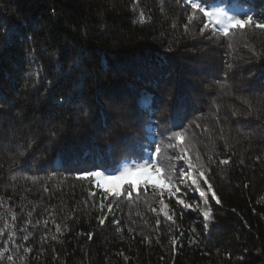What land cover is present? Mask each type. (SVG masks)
<instances>
[{
  "label": "trees",
  "instance_id": "16d2710c",
  "mask_svg": "<svg viewBox=\"0 0 264 264\" xmlns=\"http://www.w3.org/2000/svg\"><path fill=\"white\" fill-rule=\"evenodd\" d=\"M197 2L264 17V0ZM191 14L187 0H0V264H264V30L205 40ZM148 142L166 174L189 153L221 204L189 177L193 207L165 194L163 211L152 188L103 200L77 179Z\"/></svg>",
  "mask_w": 264,
  "mask_h": 264
},
{
  "label": "snow or ice",
  "instance_id": "6c2138e0",
  "mask_svg": "<svg viewBox=\"0 0 264 264\" xmlns=\"http://www.w3.org/2000/svg\"><path fill=\"white\" fill-rule=\"evenodd\" d=\"M190 3L192 14L188 16V22L191 23L195 17L196 13H202L204 17L208 19V22L203 23V27L201 31L209 30V24L213 25L211 32L213 35L219 33V35L223 37H229L231 32L233 31H244L249 27L254 26L256 29L264 30V17L261 18V22H257L253 15L246 14L244 18L236 15H229L223 9H216L213 12H209L206 10L201 3H198L197 0H187ZM141 20L143 23V12H141ZM185 29L187 30V25H185ZM211 38V37H210ZM231 47V45H229ZM170 50V49H169ZM175 138L177 143H183L186 139L185 133L183 130L175 131L171 134L169 139ZM170 147L172 145H169ZM161 153V148L159 145L155 147L154 153H151L145 158L143 154L138 155L135 160L142 162H133L131 164L123 165L122 169L116 172H110V170L105 167L102 169H87L82 173L77 174V179L81 180H89L94 182L96 188L100 189L101 192H92V196L103 195V200H107L108 196H113L119 198L121 196H125L129 199L133 198V192H137L138 194L141 191L146 192L149 188L155 190L161 197L159 203L161 205V211L168 208V205L164 203V195L171 198H175L176 203L181 205L184 209H190L193 207L192 204L186 203L185 200L178 196L177 193H180L181 188L179 185H183L185 181V177H189L191 180V185L194 190L199 193V197L201 198L203 204L205 206L209 203V193H211V198L215 201L217 205L221 204L220 199L217 198L216 193L212 190L211 184L208 183L206 178V173L203 171H199L196 174L199 165H194L193 159L191 155L187 152L182 153L181 155L172 157L169 156V160H183L185 167L180 168L179 177L177 179H173V173L165 172L163 165L160 163L159 155ZM196 161L200 160V156L197 155L195 157ZM211 159V158H209ZM221 164H228V160L219 161ZM175 167V165H173ZM203 181L204 184L207 185V189L204 190L201 188L200 181ZM109 185H114V188H110ZM163 186V187H162ZM167 190V191H166ZM187 195V192L184 193ZM100 211L104 212L105 208H107L108 212L113 211L112 204L109 202L105 204L101 201L99 205ZM156 211V209H152ZM166 218L172 220V214L168 212L164 213ZM209 215L208 212L204 213L205 218ZM16 217L13 216V220ZM106 217L101 216L99 222L101 225L104 224ZM175 222V221H173ZM118 224L119 221H116ZM159 223V221H157ZM7 227V224H5ZM207 227V225H205ZM56 231L59 233L61 231L60 226H56ZM25 240L28 239L27 236L24 237ZM55 239V237H53ZM89 239H91V234H89ZM25 251L31 252V249L25 248ZM7 249L4 252H0V256L5 255ZM9 261H13V257L11 255L7 256Z\"/></svg>",
  "mask_w": 264,
  "mask_h": 264
},
{
  "label": "rangeland",
  "instance_id": "374dc122",
  "mask_svg": "<svg viewBox=\"0 0 264 264\" xmlns=\"http://www.w3.org/2000/svg\"><path fill=\"white\" fill-rule=\"evenodd\" d=\"M203 6V5H202ZM205 8H206V10H208L209 12H213L214 10H216V9H223L224 11H226L229 15H236V16H240V15H238L232 8H230V7H226V6H211V7H206V6H204ZM200 16H202L203 18H204V21L205 22H208V19L206 18V17H204L203 16V14L202 13H200ZM244 16H245V14H243V16H240L241 18H244ZM258 23L259 22H261V20H256ZM212 27H213V25L210 23L209 24V30H205V31H201V33H199V35H201V34H205L206 36L204 37V39L205 40H208L210 37H211V35H213L212 34V32H211V29H212ZM217 34H219V33H217ZM152 133H153V130L152 129H150L149 130V137H148V140L149 141H153L152 139H153V137L151 136L152 135ZM152 143H154V142H152ZM153 144H151V145H149V142L148 143H145L144 144V150L142 151V153H140V154H143V156L145 157V158H147V156L149 155V154H151V153H154V149H153ZM139 154V155H140ZM137 157V156H136ZM135 157V158H136ZM135 158H133L132 160H130V161H127V162H125V163H123L118 169H116V170H114V171H110V172H116V173H118L121 169H122V167H123V165H125V164H131V163H133V162H142V161H136L135 160ZM172 173L174 174V176H173V179H177V177H178V173H177V170H172ZM109 187L110 188H114V185H109ZM163 187V186H162ZM167 191V190H166ZM186 191L185 190H182L181 189V191H180V194H184ZM177 195H178V193H177ZM181 197V196H180Z\"/></svg>",
  "mask_w": 264,
  "mask_h": 264
}]
</instances>
